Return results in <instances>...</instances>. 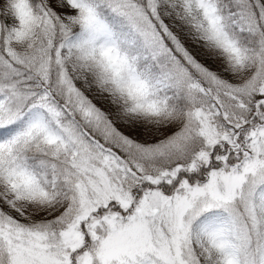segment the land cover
I'll return each mask as SVG.
<instances>
[{
	"label": "rangeland",
	"instance_id": "rangeland-1",
	"mask_svg": "<svg viewBox=\"0 0 264 264\" xmlns=\"http://www.w3.org/2000/svg\"><path fill=\"white\" fill-rule=\"evenodd\" d=\"M46 1L65 28L76 30L67 41L70 54L76 53L73 60L69 55L70 71L93 76L82 97L90 103L110 99L109 108L117 109L108 113L109 136L120 138V144L132 139L138 146L147 145L150 152L156 150L154 144L171 136L175 124L170 117L161 118L149 80L121 52L109 26L87 0ZM164 2L165 15L190 24L191 40L200 52L192 54L208 72L218 73L239 92L235 93L240 94L238 101L250 97L251 87L264 91V62L250 61L225 29L213 0ZM0 14L14 47L33 45L41 17L33 13L29 0H0ZM103 110L85 107L96 124L105 119ZM244 133L250 147L244 156L241 151L237 155L236 167L213 168L207 180L182 183L169 193L149 189L139 194L133 207L138 192L127 178L120 154L93 148L96 134L90 138L85 133L86 139L61 125L50 127L39 108L31 109L26 125L12 140H37L41 146L69 149L77 175L72 196L76 198L68 207L57 204L34 172L8 159L12 141H0V264H72V252L85 242L83 222L91 218L89 230L104 225L107 232L99 233L98 252L80 255V264H94L95 259L100 264H144L145 256L146 261H154L151 264H241L222 230L221 215L226 212L242 218L244 237H250L252 230L261 235L259 251L264 264V124ZM170 139L167 144L175 143ZM249 154L252 160L245 158ZM201 156L206 153L198 147L195 159ZM185 166L180 163L172 171L185 172ZM111 203L119 205L120 211L109 207Z\"/></svg>",
	"mask_w": 264,
	"mask_h": 264
},
{
	"label": "trees",
	"instance_id": "trees-1",
	"mask_svg": "<svg viewBox=\"0 0 264 264\" xmlns=\"http://www.w3.org/2000/svg\"><path fill=\"white\" fill-rule=\"evenodd\" d=\"M87 1L109 26L121 52L149 80L153 91L150 94L159 102L161 118L170 117L169 121L175 124V132L166 139L172 138L175 143L163 140L154 144L157 148L150 152L145 144L138 146V142L130 139L129 143L122 137L120 144V138L109 136L112 125L107 118L116 109L109 108L112 101L88 102L82 96L93 76L70 71L73 68L69 55L73 60L76 53L70 54L67 41L76 30L65 28L46 0H29L31 10L41 17V22L33 45L28 48H16L10 43L8 27L0 14V99L5 97L0 100V141H12L8 159H15L34 172L57 204L62 207L74 204L77 175L69 160V149L41 146L37 140H12L26 125L29 111L39 108L50 127L61 125L86 139L85 133L90 138L96 134L97 141H91L93 148L120 154L127 178L138 192L133 207L139 194L149 189L169 193L182 183L207 180L213 168L236 167L235 161L240 156L237 155L241 151L244 156V150L250 147L245 130L264 124V91L251 87L247 92L252 93L250 97L238 101L236 97L240 94L235 93L239 92L230 88L218 73L208 72L210 69L192 54L200 52L199 45L191 40L190 24L185 19L165 15L164 0ZM213 1L225 29L250 61L264 62V1ZM87 105L98 111L105 109V119L98 124L91 122L85 111ZM86 139L83 141L90 143ZM198 147L206 156L196 160ZM253 154L245 158L252 160ZM180 163L186 165V171L174 174L172 170ZM128 168L137 172L130 173ZM110 206L120 211L119 205ZM221 220L223 233L241 264H261V235L252 230L250 237H244L240 232L244 223L237 215L226 212ZM91 221L92 218L83 222L85 242L81 249L72 252V264H80V255L86 252L96 254L99 233L107 232L104 225L89 230L87 225ZM146 257L144 264L154 262L151 258L146 261ZM93 263L100 264L97 259Z\"/></svg>",
	"mask_w": 264,
	"mask_h": 264
}]
</instances>
